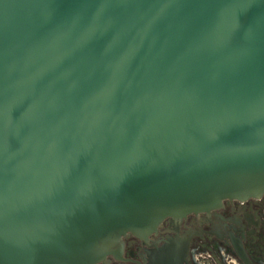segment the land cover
Here are the masks:
<instances>
[{
	"label": "water",
	"instance_id": "obj_1",
	"mask_svg": "<svg viewBox=\"0 0 264 264\" xmlns=\"http://www.w3.org/2000/svg\"><path fill=\"white\" fill-rule=\"evenodd\" d=\"M263 193L264 0H0V264Z\"/></svg>",
	"mask_w": 264,
	"mask_h": 264
},
{
	"label": "flooded vegetation",
	"instance_id": "obj_2",
	"mask_svg": "<svg viewBox=\"0 0 264 264\" xmlns=\"http://www.w3.org/2000/svg\"><path fill=\"white\" fill-rule=\"evenodd\" d=\"M107 258L96 264H264V193L227 199L178 224L167 217L146 240L129 233L119 257Z\"/></svg>",
	"mask_w": 264,
	"mask_h": 264
}]
</instances>
